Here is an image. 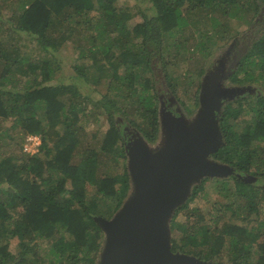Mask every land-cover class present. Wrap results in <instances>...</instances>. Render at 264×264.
Here are the masks:
<instances>
[{
	"label": "trees",
	"instance_id": "16d2710c",
	"mask_svg": "<svg viewBox=\"0 0 264 264\" xmlns=\"http://www.w3.org/2000/svg\"><path fill=\"white\" fill-rule=\"evenodd\" d=\"M1 1L0 9L5 3ZM212 5L219 16L213 15ZM185 12H204L205 16L194 19ZM263 14L264 0H135L133 5H124L122 0H20L17 15L10 18L15 23L11 29L19 33L17 41L26 37L50 56L21 55L12 45L4 50L0 38V58L5 59L0 86L18 84L15 70L34 76L24 87L21 82L14 86H21L20 91L0 87V118L14 117L27 132L40 133L43 139L41 153L24 154L19 162L12 155L0 159V264H11L15 257L9 251L12 238H18L21 247L14 264H98L106 234L96 218L111 219L131 190L130 166L125 163L124 171L99 175L102 160L130 159L129 154H141L144 144L150 146L149 142L154 144L159 138L157 102L167 105L162 94L167 89L175 93L169 70L179 62L180 50L186 45L178 34L189 25L200 34L194 51L203 52L228 37L220 28L221 19H227L225 27L236 29L237 37L242 28L231 20L250 21L252 41L231 55L229 71L259 87L254 93L218 99L223 106L216 104L212 115L221 141L210 156L231 167L237 184L248 183L252 177L264 178V149H260L264 141ZM136 17L140 19L133 26L131 20ZM175 32L176 58L167 55L171 48L165 42ZM67 43L78 51L72 77L84 79L81 88L75 82L48 83L61 74L56 52ZM10 73L15 78H7ZM202 73L200 70L199 75ZM104 78L111 80L103 82ZM90 82L103 83L99 97L93 95ZM39 110L44 111L43 116ZM180 112L176 106V114ZM244 112L251 114L249 119L231 121ZM91 116L98 121L105 116L109 125L97 147L83 143V120ZM81 145L84 149L77 159ZM208 179L202 177L173 212L171 250L194 256L202 262L199 264H264V220L259 217L262 187L258 185L249 193H235L224 186L229 196L236 194L240 199L219 200L215 208L218 221L228 209L238 206L234 216L245 213L244 220L257 221L252 226L223 222L220 228H213L177 221ZM4 183L6 189L1 188ZM21 206L23 210L15 216L13 211Z\"/></svg>",
	"mask_w": 264,
	"mask_h": 264
},
{
	"label": "rangeland",
	"instance_id": "374dc122",
	"mask_svg": "<svg viewBox=\"0 0 264 264\" xmlns=\"http://www.w3.org/2000/svg\"><path fill=\"white\" fill-rule=\"evenodd\" d=\"M4 6L0 9V38L5 42L4 50L7 49L9 45L17 46L19 48L18 54H31L36 55V58L41 57H48L50 56V53L48 51L42 50L40 47L35 45L31 40L24 37L21 41H17V38L19 36V33L13 29H11V26L13 27V22L10 21V18L15 13V16L17 15V12L19 10L20 0H4ZM0 2H2L0 0ZM135 3V0H122V4L124 5H133ZM21 10V8H20ZM185 10V8L183 9ZM212 13L214 16H219L220 12L214 10V6L212 5ZM185 14L191 15L194 19H199L204 15V12H198L197 14L195 12H185ZM264 15V14H263ZM262 15L259 16L258 20H264V17ZM261 18V19H260ZM139 17H136L131 20V24L134 26L136 22L139 21ZM235 26L242 28L240 36H234L236 33V29L232 28L229 29L228 27H225L224 24L227 23V19L223 18L221 19L220 24L222 25L223 32L225 31V34L228 35L225 39H220L219 42L215 45H211L207 50L201 52V51H194V44L199 37L198 31L194 30V27L189 25L187 27H184L180 31V34L178 36L184 40H186V45L181 48L178 60L179 62H174L169 70L170 73H172V84L175 87V93H173L174 90L167 89L165 90V93L162 94L161 97L163 99L168 101V104L165 105L166 102L160 100L157 102V105L160 110V124H161V130L159 133V138L156 140L154 144L150 143V153H153L154 151H160L165 149L168 146V143L171 142L170 136L173 134L172 139L175 145L179 146V144L182 142L183 144L187 145L189 144L188 140H182V138L176 134V131H173L172 129H177V126H180L182 128L183 134H194L196 137V141L199 143V145L205 144V149H208L210 151H213V149L216 148V143L208 141L205 142L201 136V133H216L218 132V125L215 127L211 125L210 123L205 124V128H195L194 127V119L199 116V114L202 112L203 108L205 110H211V107L213 108L214 104L217 106H223V104L218 103V99L222 96H227L230 94H240L243 92L248 93H254L255 89L259 87L258 84H250L243 80L242 75H235L233 72L229 71V65L232 62L231 55L235 54L237 52V49H245L246 44L249 45L251 39L250 32L252 29H248L250 25V21L245 18L244 20H238L236 18H233L231 20ZM211 21H207L209 24ZM15 26V25H14ZM14 28V27H13ZM80 36V35H79ZM81 37V36H80ZM176 32L174 34H170L168 36L167 44L171 49H169L167 55L168 56H175L176 58ZM68 46L61 47L60 50H58L56 53L58 54L59 61L62 63V71L61 74L57 77L49 81L48 83H58V82H64L66 84L70 83H78L79 87L81 88L82 83L84 82V79L78 80L77 78H73L72 76L75 74V71L72 66H74L75 62H79L78 59V51L76 50V46L72 43H67ZM8 45V46H7ZM188 48H190L188 50ZM188 50V51H187ZM208 51V52H206ZM48 52V53H47ZM5 59L0 58V75L2 71L4 70L5 66ZM88 63V62H87ZM234 64V62H233ZM122 72L124 71V68H121ZM200 70H203L202 76L199 75ZM15 75L18 78V84L20 82L22 83L21 86L24 87L26 82H32L34 76L32 73L23 75L20 70H15ZM92 73H89L91 75ZM7 78H15L14 74H8ZM1 79V77H0ZM22 79V80H21ZM242 80L238 82V80ZM21 80V81H20ZM111 80V78H104V81ZM78 81V82H77ZM16 83V85H18ZM14 85V82H9L4 86H0L2 88H5L7 90H18L20 91L21 86ZM94 92L95 97H99V94L101 91L104 90V85L102 82L100 83H92L90 82L88 84ZM87 86L84 85V88ZM177 87V89H176ZM68 97V96H67ZM66 98V97H65ZM181 102H184L185 106L182 107L180 104L177 103V99ZM69 101V98L66 99ZM119 104H121V100L119 99ZM176 100V103L174 101ZM199 102L197 103V101ZM232 100V99H231ZM81 103H84V98L80 99ZM178 101V102H179ZM127 103V101H125ZM174 103V105H173ZM177 104V105H176ZM179 109L181 114H175L174 108ZM236 106V105H234ZM90 107V106H89ZM169 109V112L166 111ZM190 110V112L185 113L184 111ZM184 115H183V114ZM38 114L39 116H43L44 111L39 110ZM100 114L99 116H101ZM251 114L249 113H243L238 118L233 116L231 121L234 119L238 121L239 123H242L243 121L249 119ZM130 118H133V115H129ZM179 118H185L187 120L188 126H185L179 122ZM230 118V117H229ZM211 119V117H210ZM99 119L96 118V116H91L90 119L87 121L86 119L83 120L84 123V135H83V143L84 145L92 144L93 146L97 147L102 140L106 130L109 128L108 121L106 117H102L101 121H98ZM205 120L209 121V112L208 115L205 116ZM230 120V119H229ZM141 121V120H140ZM176 122L178 124H176ZM188 127V128H187ZM212 127V128H211ZM192 130V131H191ZM0 133L2 134L0 137V159L4 156H15V161L19 162L21 158L26 157L24 154V144L28 138V136L32 135L33 133L27 132L23 124L20 122H15L14 117L9 118H0ZM87 134V136L85 135ZM37 135H40V133H36ZM200 136H198V135ZM132 140V138H131ZM51 142V141H50ZM261 148L264 149V141L260 144ZM84 147H79V151L77 152L76 158L78 159L79 156L82 153V150ZM259 149V150H260ZM264 151V150H263ZM144 152V155L147 152V147L145 146L141 153ZM41 153V150L40 152ZM143 155V156H144ZM42 157L44 158V154L42 153ZM130 157V154H129ZM204 160H209L214 162V164L217 167V170L211 171L209 174H206L205 176H209V179L204 183L203 190L199 192L198 196L190 202L187 209L182 211L178 217L177 221H181L187 224H211L212 227L220 228L223 222H235L240 225H246V226H252L257 222L256 220H253L251 223L248 220H244L243 215L240 217L234 216V208L239 209L238 206H233L231 209H228L227 212L221 217L220 220H216L217 211L216 207H219L217 205V202L223 201L224 203H229L232 201H238V195L234 194L232 196H229L226 192L227 190H231L236 192L243 191L245 193H249L253 187V185H258L262 187V190H260V214L259 217L261 220H264V178H256L252 177L250 182L248 183H235L234 179L232 178V172L233 170L231 167L225 163H220L214 159H211L210 152L203 157ZM127 163V166L130 164V159L124 160L123 158L113 160V159H103L102 164L99 169V175H102L104 173L113 174V172L117 171H124L123 168H125L124 164ZM208 172V171H206ZM204 177V176H202ZM200 177V178H202ZM195 180V179H194ZM192 181L188 187V190L184 195L182 196L181 203L185 202L187 200L188 196L191 193V190L193 186H195L199 181ZM226 186V188H224ZM133 187L134 184L131 181V190L129 193V196L133 195ZM1 188L6 189V184H2ZM95 189H92V192H94ZM244 203V202H242ZM23 210V207H18L16 210H14L15 216H18V214ZM173 212L175 209L172 210ZM196 213V214H195ZM257 214L253 215V218L255 219ZM170 230V229H169ZM169 237L172 238V231H168ZM9 251H11L14 255H19L21 252V247L19 245V239L18 238H12L9 240ZM226 260L228 261V258L226 257Z\"/></svg>",
	"mask_w": 264,
	"mask_h": 264
},
{
	"label": "water",
	"instance_id": "95a60500",
	"mask_svg": "<svg viewBox=\"0 0 264 264\" xmlns=\"http://www.w3.org/2000/svg\"><path fill=\"white\" fill-rule=\"evenodd\" d=\"M212 110V107L208 111L203 108L194 119V127L205 128L206 123L216 127L217 120ZM208 112L209 121H206ZM179 122L181 126H188L185 118H179ZM172 130L182 140H188L189 144L181 142L179 146L175 145L172 134L171 142L165 149L150 153L152 149L144 144L143 148L147 147L145 155L144 152L130 155L133 195L127 198L123 207L111 219L96 218L106 234L98 264L202 263L194 256L171 250L169 222L172 210L181 204L180 199L190 183L217 170L214 162L204 160L203 157L214 152L221 139L218 132L201 133L205 142L216 143V148L210 151L204 148L205 144L199 145L194 134H183L180 126Z\"/></svg>",
	"mask_w": 264,
	"mask_h": 264
},
{
	"label": "built area",
	"instance_id": "2783aa9c",
	"mask_svg": "<svg viewBox=\"0 0 264 264\" xmlns=\"http://www.w3.org/2000/svg\"><path fill=\"white\" fill-rule=\"evenodd\" d=\"M43 143L42 136L37 134H32L28 136L25 144H24V151L27 154L34 155L40 152L41 145Z\"/></svg>",
	"mask_w": 264,
	"mask_h": 264
},
{
	"label": "flooded vegetation",
	"instance_id": "af4514ba",
	"mask_svg": "<svg viewBox=\"0 0 264 264\" xmlns=\"http://www.w3.org/2000/svg\"><path fill=\"white\" fill-rule=\"evenodd\" d=\"M174 103H176V100H174ZM174 103H173V105H174ZM168 110H166V111H168L169 112V109L170 108H167ZM171 110V109H170ZM174 113L176 114V108H174ZM13 254V253H12ZM15 257H14V259L12 260V262H11V264L13 263H15L16 261H17V255H14Z\"/></svg>",
	"mask_w": 264,
	"mask_h": 264
}]
</instances>
